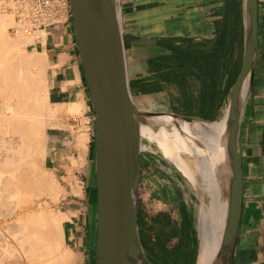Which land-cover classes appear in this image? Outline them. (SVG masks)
<instances>
[{"label":"crops","instance_id":"obj_1","mask_svg":"<svg viewBox=\"0 0 264 264\" xmlns=\"http://www.w3.org/2000/svg\"><path fill=\"white\" fill-rule=\"evenodd\" d=\"M120 4L133 97L146 109L168 112L173 109L179 117L217 120L208 123L211 128L207 136L195 134L200 136L196 140L216 145L214 131L226 118L225 102L238 62L243 18L241 37L232 41L230 35L234 30L230 23L237 19L229 13V0H120ZM236 30L238 34L239 29ZM34 31L40 34L32 32L38 34L26 47L47 60L51 99L60 106L62 119L68 123L66 129L73 132L87 126L82 157L81 147L70 140L55 143L48 151L47 161L59 172L64 186L59 211L67 215L62 233L69 264H94L97 242L96 201L91 189L95 165L94 112L70 8L56 12L53 24ZM76 102L82 104L79 118L68 110ZM163 116L170 115L153 117ZM141 147L149 152L146 156L140 154L137 222L143 247L154 261L148 251L151 248L156 251L155 245L144 242L148 228L156 236L165 235L164 246L172 241L171 250L192 256L194 264L199 246L196 203L200 202V195L184 177L160 173L158 161H152L142 140ZM238 149L242 202L232 264H264V0H258V50L251 91L241 115ZM148 166L155 168L148 171ZM140 217L144 220L142 225Z\"/></svg>","mask_w":264,"mask_h":264},{"label":"water","instance_id":"obj_2","mask_svg":"<svg viewBox=\"0 0 264 264\" xmlns=\"http://www.w3.org/2000/svg\"><path fill=\"white\" fill-rule=\"evenodd\" d=\"M70 9L95 122V264H155L143 247L137 222L140 125L148 117H176L177 112L146 109L133 97L125 58L120 0H70ZM242 18L238 62L225 102V161L221 160L217 169V173L220 170L217 199L225 203V213L212 264H232L238 232L242 202L238 134L258 50V0H242ZM247 76L248 93L244 95ZM198 191L201 205L206 191L201 188ZM199 250L200 237L194 264H197Z\"/></svg>","mask_w":264,"mask_h":264},{"label":"bare ground","instance_id":"obj_3","mask_svg":"<svg viewBox=\"0 0 264 264\" xmlns=\"http://www.w3.org/2000/svg\"><path fill=\"white\" fill-rule=\"evenodd\" d=\"M8 1L12 2L11 0ZM0 6L2 7V5ZM7 6L8 5H6V7ZM1 7L0 9L2 10ZM5 10L6 9L4 7L3 11ZM10 12H11L10 14L12 15L10 16L11 18L13 17L12 10ZM1 13L3 14V12ZM1 13H0V47L2 46V48L0 50V59H1L0 60V135L8 134L9 136L7 137L8 138L7 140L6 138L4 140H1L0 144L3 143L2 147H4V143L6 142L8 144L7 146L8 148H6L8 152L10 151V153L16 154L20 159L19 160L20 162L18 161L17 163H13L15 162V160L9 161L8 158H3L4 159L3 163L2 161L0 163V168L3 167V169H5V171H1L3 173L0 172L1 173L0 175L2 174L5 175L10 173L11 176V178H7L8 176L3 177V175L0 176V208L2 205L3 206L6 205L5 204L6 202H4L5 201L4 198H6V195H9V197H11L10 195L13 189H15L13 191V193L15 192V194H13L12 196L13 197L15 196L14 197L15 199H17V197L20 198L19 197L20 195L21 198H23L22 194L24 193L23 191L25 190H27L28 194H30V198L32 191L29 190L32 189H34L33 190V194L35 193L34 195L39 194L41 192H43V194L44 192L45 193L51 192L53 188L51 187L50 181L48 180L47 175L45 176L43 173H41L42 171L40 172L39 170L40 168L37 167L38 164L36 165L35 163L36 158L41 155L43 156L46 153L47 149L49 151V149L53 146V144L52 145L47 144L49 140L51 141L59 140V143H64L66 135L68 136L67 138L68 141L71 140L75 142L74 144H76L78 147H81L80 155L82 157L83 156L82 148L85 149L84 143L87 140V131H88L86 125H82L81 128H78L77 130L75 129L76 131L74 130L73 132H69L70 131L69 128L68 134L66 133V129L63 128L65 129V131L62 130L58 132L56 135L53 136L51 135V137L46 141L45 130H44L45 122L44 120L42 121V119H40L38 115L42 113L41 111L44 110L42 108L44 107V101H43L44 98L42 99L41 79H39L38 77L39 75H37L38 73L34 75L32 70L31 71L29 70L28 72L29 67H35L40 69L39 67L40 66L39 64L41 62L39 61L40 57H38L37 55L36 57L35 55H30V54L27 55V53L24 52V49L23 50L21 49L22 47L17 48L18 45H20L19 42H17L18 44H15V42H12L13 40H10V38L7 37L6 26L8 24L6 25L5 23L7 19L5 18L6 16L4 15L5 17H3ZM9 21L8 22L10 23L9 24L10 27L12 25L16 27V23H14L13 18H11ZM17 29H15L16 30L15 32L13 31L15 33L14 35L15 39L13 36H12L13 38L12 37L11 38L17 40L16 36L18 35L20 37L18 41L23 40L22 42L24 41L27 42L26 40L28 39V36L27 39L25 40L24 38L26 35L22 36L24 38L21 40L20 35L21 34L23 35L24 33L20 28L17 27ZM33 32H38V31H33ZM38 33L40 34V32ZM35 34L31 33L29 35V40L33 36H35ZM40 55L42 54L40 53ZM247 90H248V76L243 85L244 95L248 93ZM80 104H81L80 102L79 103L76 102L73 104L71 103V105H69L68 107L69 108L68 110L71 112V114L73 115L78 114V116L75 115L76 118H79L80 116L79 112H81L80 108L82 105ZM57 108L59 110L60 106H57ZM72 112H78V113L74 114ZM41 118H43V116ZM197 122H207V121L197 120V119L194 120L192 118H185L179 116L148 117L146 118V122L140 125V134L141 136H146L147 138L155 141L160 151L164 155H166L169 159H171L173 165L177 169L183 172V174L193 184L195 188H201L202 190L206 191L205 195L201 197L202 203L200 207L197 209V219H198L197 224H198V232L200 237V250H199L197 264H212L218 248L219 237H220V232H221L224 213H225V203L218 202L217 199L219 196V190L217 185L218 174L220 173V170L217 173V169L221 164V160L225 161L224 159L225 121L220 126V128L216 127L214 131L215 140L214 139L212 140L216 141V145H213L209 141H198L196 139L188 137V135L185 134L187 132L193 135L200 134L207 136L211 128V126L208 124L209 122L205 124L197 123ZM69 126L71 127V125ZM61 132H64L63 136L60 135ZM3 150H5V148ZM6 151H4L5 153L4 152L3 153L7 154ZM141 153L142 156H145L144 154H147L149 152L143 149V147H141L140 154ZM4 154L1 155L4 156ZM14 154L12 156H14ZM4 166L6 167L4 168ZM7 166L11 167V169L8 168L11 170L8 171V173H6ZM13 167L15 168L12 170ZM20 190H22L23 193L20 192ZM9 191L11 192L9 193ZM34 191H37V193ZM16 192H20L18 193V195L19 194L20 195L19 196L16 195ZM4 193L6 194L5 196ZM28 194L26 196H28ZM9 197L7 198L9 199ZM13 197H11V199ZM30 198H28V200H30ZM23 199H27V198H25L24 196ZM8 202H10V199ZM37 202L39 201L37 200ZM15 203L17 204V201ZM32 203L30 205H35ZM10 204H12V207L14 206L13 203ZM9 206H5L6 209L8 207V209L6 210L8 214H10L9 211L13 210V209L9 210L11 209V207ZM5 207H3V209ZM32 207L34 208V206ZM23 208L24 207L20 208L19 212L17 210L14 212V214L12 215V218L14 220L13 222H11V226L7 225L8 227L5 228L7 229V231L9 227L13 229V232L19 231V235L14 236L16 237V242H17V244L14 242L16 244V250H14L15 252L12 251L13 252L12 255L7 254L8 255L7 261H9L12 264H69L70 261V260L68 261L69 256H67L66 259L62 258V256L59 258V255L58 254L56 255L57 251L55 249V246L57 245V240L58 239H60L61 241L63 240V233H62L63 220H65L67 215L65 213L54 215L55 213L53 214L51 211H47V210H43L38 214H36V211L35 210L32 211V209L29 210L28 209L29 207L28 208L26 207V210H28V212H23L24 210ZM96 208H97V203H96ZM0 212H2V215H4L3 211L0 210ZM4 221H0V222L3 223ZM8 221H11V219H9ZM4 224L6 225V223ZM1 228L3 229V231L1 230ZM1 228H0L1 231L0 235L2 236L0 237H3L4 235L3 232L5 230L3 227ZM7 231H5L6 236L7 235L10 236L11 235L10 233L12 232H7ZM11 237H4V242L2 241L4 243L3 249H6L7 246H9L8 248L12 250L14 249L15 245L12 244L14 246L12 247L10 246L11 244L9 245L7 243V242L13 243L12 242L13 240L7 242L5 241V239ZM5 244L7 245L6 247ZM0 245H1L0 258H5V257L7 258V256H5L7 250H2L6 252L3 254L1 251L2 244ZM62 252L65 253L64 251ZM94 264H95V258H94Z\"/></svg>","mask_w":264,"mask_h":264},{"label":"rangeland","instance_id":"obj_4","mask_svg":"<svg viewBox=\"0 0 264 264\" xmlns=\"http://www.w3.org/2000/svg\"><path fill=\"white\" fill-rule=\"evenodd\" d=\"M8 2V3H7ZM7 3V4H6ZM8 5L7 7H6V5ZM0 5H2V10L0 9V11L1 12H3V17H5L7 20H6V34H7V37H9L10 38V40H13L12 42H15V44H18L17 42H19L20 43V45H18V47L17 48H19V47H22L21 49L23 50L24 49V52L25 53H27V55H35V57H36V55L38 56V57H40L39 59V61H41L40 62V69L39 68H35V67H29L28 68V72H29V70L31 71L32 70V72H33V74L34 75H36V73H38L37 75H39L38 77H39V79H41V84H42V88L44 89V92H43V89L41 88V90H42V99H43V101H44V107H42L44 110V112L43 111H41L42 113H40V114H38L39 115V118L40 119H42V121L44 120V125H45V127H44V130H45V139H46V141L51 137V135L53 136V135H56L58 132H60V131H65V129H66V127H67V124L68 123H65L64 121H63V119H62V110H61V108H59V110H58V108H57V106L56 105H54V103H53V101H52V97H51V95H50V84H49V79H48V72H47V68H48V63H47V60H46V58H45V56L43 55H40V53H37V52H34V51H32V50H30L28 47H26V44H27V42H28V40H29V35L30 34H26V33H24L23 35L21 34V33H19V34H21L20 36H21V40L24 38V37H22V36H25V38H24V40L25 39H27V36H28V39L26 40L27 42H22V41H18V39L20 38L17 34V36H16V39L17 40H14L15 39V33L13 32V35H12V31L9 29V27H10V19L11 18H13V17H11L10 18V16H12L10 13V11H11V6L13 5V2H9L8 0H0ZM5 5V6H4ZM69 5H70V1H69ZM4 7H5V9L7 10H5V11H3L4 10ZM5 13V14H4ZM6 14H8V15H6ZM10 14V15H9ZM5 15V16H4ZM4 18V19H5ZM9 21V22H8ZM231 25H232V27H233V30L234 31H236V35L238 36V34H237V25H236V23L235 22H231L230 23ZM12 25V24H11ZM236 25V26H235ZM9 32H11V33H9ZM235 35V36H236ZM14 37V39H12L13 37ZM12 37V38H11ZM30 41V40H29ZM11 42V41H10ZM22 42V43H21ZM14 44V43H13ZM15 46H17V45H15ZM1 48H2V46L0 47V50H1ZM20 49V50H21ZM32 53V54H31ZM43 57V59H42V57ZM38 59V58H37ZM45 59V60H44ZM1 60V59H0ZM44 61V62H43ZM43 65H42V64ZM46 64V65H45ZM42 67V68H41ZM44 68V69H43ZM40 72H38V71ZM42 76V77H41ZM42 81H43V83H42ZM47 101V102H46ZM43 104V103H42ZM52 107V108H51ZM56 110H55V109ZM54 110V111H53ZM169 110V109H168ZM173 110V109H172ZM172 110H169V111H172ZM59 111V112H58ZM72 113H78V112H72ZM82 113L81 112H79V115H81ZM73 115V114H72ZM76 116H78V114H75ZM75 115H73V116H75ZM43 116V118H41ZM38 118V119H39ZM201 123H207V122H201ZM94 125H95V122H94ZM63 128H65V129H63ZM69 131V129L67 130L66 129V133L68 134L69 132H72L71 131V129H70V131ZM185 134H187L188 135V137H190V138H193V139H196L197 137H200V136H196V135H193V134H191V133H185ZM5 135H7V136H5ZM5 135H0L1 136V138H0V142H1V140H4L5 138H6V140L8 139L7 137L9 136L8 134H5ZM2 137H3V139H2ZM68 136L66 135L65 136V142L64 143H68L69 141H68ZM204 139V138H203ZM141 140H142V146H144L146 149H148L149 151H150V153H151V157H152V161H158V163L157 164H159L158 166H159V169H161V171H160V173H172L173 175H179V176H182V177H184V179L187 181V183L190 185V187L193 189V188H195L194 186H193V184L186 178V176L183 174V172L182 171H180L179 169H177L174 165H173V162L171 161V159H169L166 155H164L161 151H160V149L158 148V146H157V144L155 143V141H153V140H151V139H149V138H147L146 136H142L141 137ZM6 143V142H5ZM5 143H4V147H2L3 146V143L2 144H0V152H2V153H0V155L1 154H4L5 152L4 151H6L7 149L6 148H8L7 146H8V144L6 143V145H5ZM55 143H59V140H56V141H51V140H49L48 142H47V144H50V145H55ZM2 148V149H1ZM5 148V150H3ZM3 150V151H2ZM4 152V153H3ZM48 152V149H47V151H46V153ZM6 153L7 154H4V156L3 155H1V156H3V157H1L0 158V163H1V161H2V163H3V161H4V159L3 158H8V160L9 161H13V160H15V162H13V163H17L20 159L18 158V156L16 155V154H14V156H12L13 154L12 153H10V151L8 152V150L6 151ZM44 154L42 157L41 156H38L37 158H38V160H37V158H36V161H35V163H36V165H37V167L38 168H40L39 170H40V172L41 173H43L45 176L47 175V177H48V180L50 181V184H51V187L53 188L52 189V191L51 192H49V193H45L44 192V194H43V192H41V193H39V194H36V195H34L33 194V190L34 189H32V190H29V191H32V193H31V198H30V194H28V192H27V190H25V191H23L22 192V190H20V192H22L21 194H22V197L24 198V196H25V198H27V199H23V198H21V195L19 196L18 195V193H20V192H16V195H18L20 198H18L17 196V199L19 200H17V199H15L12 195L13 194H15V192L13 193V191L15 190V189H13L12 190V193H11V197H13L12 199H11V197H9V195H6L5 193H4V196L6 195V198H4V202H6L5 204L6 205H2L1 206V208H0V210L1 211H3V214L4 215H6V216H4V215H2V212H0V221H4V220H6V221H4L3 223L2 222H0L1 224H0V228L1 227H3L4 228V230L5 231H7V229H5V228H7L8 226L7 225H9V226H11V222H13V218H12V215L14 214V212L17 210L18 212L20 211V208H22V207H24L23 209V212H28V210H26V207L29 209V210H31L32 209V211H36V214H38L39 212H41V211H43V210H47V211H51L54 215H57V214H61V212L59 211V209H60V199H61V196L63 195V192H64V186H63V182H62V178L60 177V174H59V172L56 170V169H54L53 168V166L51 165V163L50 162H48L47 161V157H48V153L47 154ZM10 154H12V155H10ZM94 155H95V151H94ZM145 156L146 155H148V153L147 154H144ZM5 156H7V157H5ZM12 156V157H11ZM17 156V157H16ZM17 158V159H15V158ZM2 159V160H1ZM8 160H5V161H8ZM20 162V161H19ZM40 162V163H39ZM16 165V164H15ZM43 166V167H42ZM6 166H4V168H5ZM8 168H10L11 169V167H9V166H7V172L6 173H8V171H11L10 169H8ZM15 167H13L12 168V170L14 169ZM37 168V169H38ZM152 168H155L154 166L153 167H151V166H148L147 167V170L149 171V170H152ZM1 170H0V172L1 171H5V169H3V167H1L0 168ZM3 169V170H2ZM46 172V173H45ZM182 172V173H181ZM1 173H3V172H1ZM0 173V174H1ZM93 174H94V184L91 186V189H92V196L95 198V201H96V203H97V187H96V183H95V165H94V172H93ZM3 175V177H7V178H11V176H10V173L9 174H2ZM2 175H0V176H2ZM51 177V178H50ZM53 177V178H52ZM197 191H198V189L199 188H195ZM19 191V190H18ZM11 191H9V193H10ZM26 192H27V194H28V196H26L27 194H26ZM34 192H36L37 193V191H34ZM199 192V191H198ZM30 193V192H29ZM8 194V193H7ZM41 194V195H40ZM34 195V196H33ZM37 195H39V196H37ZM37 196V197H36ZM7 197H9V199H10V202H8L9 201V199L7 198ZM41 197V198H40ZM28 198H30V200H28ZM33 198H35V199H33ZM40 199V200H39ZM12 200V201H11ZM14 200V201H13ZM17 201V204L15 203L16 201ZM23 200H24V202H23ZM36 200V201H35ZM37 200L39 201V202H37ZM21 201V202H20ZM29 201V202H28ZM41 201V202H40ZM7 202H8V204H7ZM27 202V203H26ZM33 202V203H32ZM36 202V203H35ZM10 203H13L14 204V206L12 207V204H10ZM21 203H22V205H21ZM26 203V204H25ZM29 203V204H28ZM35 204V205H30V204ZM37 204V205H36ZM43 204V205H42ZM9 205H11V206H9ZM19 205H20V207H19ZM26 205H28V206H25ZM5 206H9V207H11V209H9V210H12V211H9V213L10 214H8V212L6 211L7 209H8V207H7V209H6V207ZM16 206V207H15ZM32 206H34V208L32 207ZM3 207H5L4 209H3ZM18 207V208H17ZM37 207V208H36ZM200 207V204L197 202L196 203V211H197V209ZM15 208V209H14ZM39 208H41V209H39ZM45 208V209H44ZM97 209V208H96ZM4 210H5V212H4ZM22 212V213H23ZM8 215H10V216H8ZM3 216V217H2ZM2 217V218H1ZM11 217V218H10ZM9 219H11V221H8ZM8 222V223H7ZM4 223H6V225L4 224ZM139 223L142 225L143 223H144V220L140 217V219H139ZM4 224V225H3ZM1 230L3 231V229L1 228ZM3 232L4 233V235H3V237H0V242H4V237H11V238H7V239H5V241L7 242V241H12L13 243H11V242H7L10 246H12V247H14L13 245H15V247H14V249L12 250V249H10V248H8L9 246H7L6 244H5V247H6V249H3V242L2 243H0V244H2V249H1V251L2 250H7V253L5 252V251H2V253L4 254V253H6V255L5 256H7V258L5 259V258H0V263L2 264V263H7V264H9L10 262L9 261H7L8 260V255H12L13 254V252H15L14 250H16V244H17V242H16V237H14V236H18L19 235V231H15V232H13V229H11L10 227H9V229H8V231L7 232H12V233H10L11 235L10 236H6V232ZM2 233V234H3ZM155 232H153L152 230H150V229H148V228H146V231H145V233H144V235H145V238H144V242H149V243H153L155 246H157V244H159L158 242H162L163 241V238L165 237V235H162V236H156L155 234H154ZM0 234H1V231H0ZM16 234V235H15ZM0 236H2V235H0ZM14 237V238H13ZM16 244H15V243ZM63 240L61 241L60 239H58L57 240V245L55 246V249H56V255L58 254L59 255V258L62 256V258H65L66 259V257L67 256H69V252H68V250H67V248L65 247V244H63ZM62 243V244H61ZM13 244V245H12ZM58 244H59V246H58ZM1 246V245H0ZM64 246V247H63ZM164 246V245H163ZM11 247V248H12ZM164 248L165 249H172V248H174V244L172 243V241H170V243H169V245H165L164 246ZM59 249V250H58ZM13 251V252H12ZM62 251H64L65 253H63ZM149 252V251H148ZM3 254H2V256H3ZM8 254V255H7ZM151 254V256L154 258V260H155V262H156V264H163V258H165V257H167V253L166 252H164V253H161V252H157L155 255L153 254V253H150ZM184 253L183 252H179V253H172L171 254V258H170V260L168 261V262H171V263H175V264H185L186 263V260H185V258H184ZM163 257V258H162ZM178 259H177V258ZM7 261V262H6ZM10 264H12V263H10Z\"/></svg>","mask_w":264,"mask_h":264},{"label":"built area","instance_id":"obj_5","mask_svg":"<svg viewBox=\"0 0 264 264\" xmlns=\"http://www.w3.org/2000/svg\"><path fill=\"white\" fill-rule=\"evenodd\" d=\"M13 20L10 30L20 28L23 33L31 34L35 29L54 23L56 12L70 8L69 0H11ZM19 29V30H20ZM18 30V29H17Z\"/></svg>","mask_w":264,"mask_h":264},{"label":"trees","instance_id":"obj_6","mask_svg":"<svg viewBox=\"0 0 264 264\" xmlns=\"http://www.w3.org/2000/svg\"><path fill=\"white\" fill-rule=\"evenodd\" d=\"M228 9H229V13H231L237 19V21L235 23L237 25V29H239L238 36L237 35L235 36L234 31H232V34L230 35V38L232 39V41H234L236 37H239V38L241 37L242 0H229ZM226 35L227 34L225 33L224 36L226 37ZM158 243L159 244H157V246H155L156 251L154 250V248H151L149 252L153 253L154 255L157 252H161V253L166 252L167 253V257H165V258L162 257L163 258V264H175L174 262L171 263V262H168V261L171 258V254L173 252L177 254L178 250H176V249H173V250L165 249L164 246H163V242H158ZM174 250H176V251H174ZM150 256H151V254H150ZM183 256H184V258L186 260L185 264H192L193 263L192 256L190 257V255H185V254ZM153 262L156 264L155 260Z\"/></svg>","mask_w":264,"mask_h":264}]
</instances>
